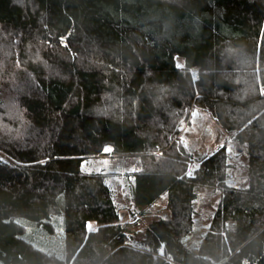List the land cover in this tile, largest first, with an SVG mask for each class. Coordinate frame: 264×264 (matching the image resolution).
<instances>
[{
	"label": "trees",
	"instance_id": "16d2710c",
	"mask_svg": "<svg viewBox=\"0 0 264 264\" xmlns=\"http://www.w3.org/2000/svg\"><path fill=\"white\" fill-rule=\"evenodd\" d=\"M191 104L247 142V185L225 146L177 140ZM108 148L141 156L138 206L165 196L144 248L107 173L82 166ZM0 150V264H264V0H0ZM199 185L222 193L193 249ZM57 215L63 255L19 220L51 233Z\"/></svg>",
	"mask_w": 264,
	"mask_h": 264
},
{
	"label": "rangeland",
	"instance_id": "374dc122",
	"mask_svg": "<svg viewBox=\"0 0 264 264\" xmlns=\"http://www.w3.org/2000/svg\"><path fill=\"white\" fill-rule=\"evenodd\" d=\"M177 61L183 64L181 57ZM194 76L196 75L193 72ZM188 109L180 114L176 121L177 140L180 141L186 151L195 158L213 153L221 146H225L228 153V183L236 186L248 184V146L236 138L234 132L224 128L206 109L191 104ZM104 155L91 156L83 160L82 166L88 171H104L107 173V181L113 188L115 200L121 210V221L128 224L131 233L132 245L144 248L142 244L145 232L152 220L159 217H167L170 211L166 207L165 196L158 199L152 205L140 207L135 203V181L133 172L141 167V156L118 155L111 149ZM3 152L0 150V155ZM4 155V154H3ZM197 163H192V173ZM198 197L194 202L193 227L186 235V244L197 249L200 240L204 236L215 209L221 198V188L218 186L199 185L196 187ZM19 220L26 221V234L31 236L34 244L48 252L63 255L64 232L62 217H54V231L47 233L30 225V221L24 217ZM28 221V222H27ZM92 227H96L95 224ZM162 254V252H160Z\"/></svg>",
	"mask_w": 264,
	"mask_h": 264
}]
</instances>
